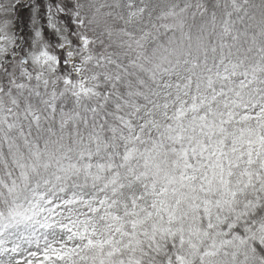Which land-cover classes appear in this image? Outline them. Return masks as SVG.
Returning a JSON list of instances; mask_svg holds the SVG:
<instances>
[{
  "label": "snow or ice",
  "instance_id": "snow-or-ice-1",
  "mask_svg": "<svg viewBox=\"0 0 264 264\" xmlns=\"http://www.w3.org/2000/svg\"><path fill=\"white\" fill-rule=\"evenodd\" d=\"M22 3L0 0V264L37 237L19 264H264V0H65L29 55Z\"/></svg>",
  "mask_w": 264,
  "mask_h": 264
},
{
  "label": "rangeland",
  "instance_id": "rangeland-1",
  "mask_svg": "<svg viewBox=\"0 0 264 264\" xmlns=\"http://www.w3.org/2000/svg\"><path fill=\"white\" fill-rule=\"evenodd\" d=\"M78 0H67V3L71 4L72 7L76 6ZM40 4V17L41 23L36 24L35 19L37 16L36 4ZM65 3V0H23V3L20 5L19 12L13 14L15 22L12 25V31L18 32L21 39L19 45V51L24 55H29L32 51L36 50L37 47V28L40 26L45 27L46 40L51 42L53 45V50L55 51L58 46L63 43V38L60 31L52 27L51 23V8L50 6L55 4L57 7ZM9 17V18H13ZM57 21L61 23V26L64 28L65 32L69 28L73 30V34L76 32L83 31L81 25L77 22V18L70 13L57 12ZM79 42V38L75 37ZM61 53H64V50H60ZM47 245L40 242V238H36V243L33 244L31 241H28L24 245V251L17 253L14 259L19 264V261L23 257H28V260H31L32 253L43 252L46 249ZM46 258V257H37V259ZM28 260L24 261V264H28Z\"/></svg>",
  "mask_w": 264,
  "mask_h": 264
}]
</instances>
